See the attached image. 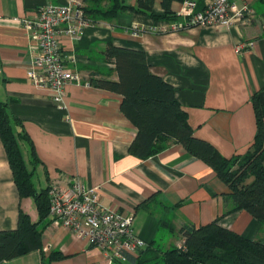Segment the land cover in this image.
I'll return each mask as SVG.
<instances>
[{"label": "crops", "instance_id": "0c3cea01", "mask_svg": "<svg viewBox=\"0 0 264 264\" xmlns=\"http://www.w3.org/2000/svg\"><path fill=\"white\" fill-rule=\"evenodd\" d=\"M196 1L202 9L209 0ZM246 1L255 14L246 26L175 32L165 27L167 19L120 12L112 20H93L77 40L61 34L65 58L74 56L70 66L83 79L82 84L67 85L66 107H61L48 90L29 79L31 41L21 19L48 3L67 0H0V102L20 120L16 131L24 129L34 145L39 161L32 163L30 145L21 142L28 167L35 169L34 176L43 175L45 187H64L75 178L100 187L99 204L131 215L135 232L147 242L132 254L133 260L111 261L102 249L48 217L41 225L42 250L0 264H165L161 253L182 244L184 225L216 219L264 242V223L246 210L226 213L228 186L207 163L190 158L182 144L173 142L147 159L132 154L137 128L121 110L122 96L91 83L95 78H118L105 54L110 43L141 49L151 70L174 86L194 135L213 144L224 157L245 154L257 133L252 96L259 93L264 100V0ZM124 2L137 6L139 0ZM181 2L172 3L175 13ZM152 11L164 13L161 0H155ZM251 40L254 47L238 51L239 44ZM20 210L38 220L34 199L20 196L0 138V231L16 229ZM164 222L173 223L174 229ZM52 252L64 257L52 261Z\"/></svg>", "mask_w": 264, "mask_h": 264}, {"label": "trees", "instance_id": "16d2710c", "mask_svg": "<svg viewBox=\"0 0 264 264\" xmlns=\"http://www.w3.org/2000/svg\"><path fill=\"white\" fill-rule=\"evenodd\" d=\"M82 1L85 13L92 22L97 19L112 20L120 12L144 13L158 19H178L172 10L175 0H161L164 9L162 15L152 11L155 0H139L137 6L126 4L124 0ZM105 54L114 63L118 78H95L91 79V83L122 96L121 110L137 128L130 152L147 159L173 142L182 144L190 158L207 163L228 186L229 191L224 194L225 203L229 205L226 213L246 210L264 223V100L260 94L252 96L257 122L252 146L245 154L224 157L213 144L194 135L174 86L151 70L145 51L110 43ZM17 124H21L20 120L10 115L6 103L0 102V138L20 196L34 199L38 220L33 221L27 212L20 210L16 229L0 231V262L33 250H42L41 225L48 219L50 208L51 185L41 189L36 187L33 180L35 169L28 167L22 141L30 145L31 162L39 160L25 130L16 131ZM164 224L174 229L173 223ZM181 233L182 246H173L161 253L165 264H264L263 241L226 228L217 219L200 226L184 225ZM133 256L127 254L126 260H133ZM63 257L60 252H52L49 256L52 261Z\"/></svg>", "mask_w": 264, "mask_h": 264}, {"label": "built area", "instance_id": "2783aa9c", "mask_svg": "<svg viewBox=\"0 0 264 264\" xmlns=\"http://www.w3.org/2000/svg\"><path fill=\"white\" fill-rule=\"evenodd\" d=\"M176 14L178 19L169 20L165 26L175 32L194 27L246 26L255 15L246 0H209L202 9L198 8L196 0H184ZM21 23L31 41L29 79L36 87L48 90L56 104L66 107L67 85L82 84L83 79L70 66L75 62L74 56L65 58L60 35L77 40L92 24L83 1L48 3L33 15L22 17ZM134 28L137 35L140 29L137 25ZM255 43L254 40L241 43L237 49L252 48ZM99 188L90 187L79 178L64 187L51 185L48 217L54 225L70 229L102 249L111 261L125 262L127 254L137 253L147 242L135 232L131 215L99 204Z\"/></svg>", "mask_w": 264, "mask_h": 264}, {"label": "rangeland", "instance_id": "374dc122", "mask_svg": "<svg viewBox=\"0 0 264 264\" xmlns=\"http://www.w3.org/2000/svg\"><path fill=\"white\" fill-rule=\"evenodd\" d=\"M24 151V155L26 157V159L28 158L27 153L25 152L24 147L22 148ZM35 185L38 189H41L42 187L46 186V181L45 178L43 177V175L41 173H37L34 178H33ZM174 238V243L176 242L177 238H178V234L176 233L175 236H172Z\"/></svg>", "mask_w": 264, "mask_h": 264}]
</instances>
